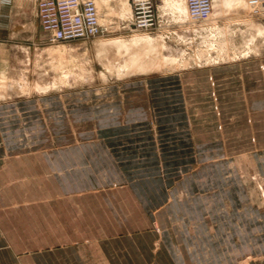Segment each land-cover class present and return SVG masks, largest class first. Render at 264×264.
Returning a JSON list of instances; mask_svg holds the SVG:
<instances>
[{
    "label": "crops",
    "instance_id": "obj_1",
    "mask_svg": "<svg viewBox=\"0 0 264 264\" xmlns=\"http://www.w3.org/2000/svg\"><path fill=\"white\" fill-rule=\"evenodd\" d=\"M83 105L113 125L37 148ZM247 157L264 179V56L0 102V264L239 263L264 251Z\"/></svg>",
    "mask_w": 264,
    "mask_h": 264
},
{
    "label": "rangeland",
    "instance_id": "obj_2",
    "mask_svg": "<svg viewBox=\"0 0 264 264\" xmlns=\"http://www.w3.org/2000/svg\"><path fill=\"white\" fill-rule=\"evenodd\" d=\"M41 1L42 0H0V5L5 6L2 10H6L2 12L6 15L2 17V21L0 18V93L5 94L7 93L6 91L9 90V93L0 97V102L36 99L43 97V95L61 97L65 93L86 92L113 84H120L127 80L159 77L164 74L179 73L193 68L228 64L254 56H264V35H256L253 45L246 44V40L249 38L250 33L255 32V30L248 29V26L243 21L244 19L253 20L255 23L264 26V6L252 13L240 9L239 11L234 10L229 13L224 12L218 14L215 24L222 28L225 27V25H230L232 29L230 33H232L229 35V38L230 40H234V45L228 46V53L220 56L219 50L215 49L214 45H212L215 39L213 35L215 32L210 25H213L214 22L211 23L208 19L195 22L191 17L185 22L176 20L170 11H161L157 0H155L161 26L158 30L150 34L159 37L160 42L166 44L162 49V53L175 56L178 61L173 65L171 63L161 64L147 72H137L125 75L123 78L116 74H108L107 78H103L102 74L105 73L106 70L97 59V53L93 43L98 40L112 37L122 36L131 38L135 34L145 33L144 31L133 32L130 29L131 17L128 16L124 18L120 15L119 8L121 7V1L95 0L99 9L101 23L106 26V32L104 34L97 35L87 40L81 39L57 43L49 41V33L42 27L39 17ZM110 8H113V10H110ZM214 10L215 8L213 6V11ZM239 19L243 20L240 21ZM243 31L245 32L243 33ZM219 38H222V36H219ZM64 46L75 48L76 53L73 55L75 58L83 57L87 58V60L90 59L93 72L91 76L86 77L85 81H78L72 85H62L63 87L61 86L60 88L52 89L48 92L33 91L27 95L22 92L20 87L22 79L20 80L19 78V80H17L18 82L20 81V85L17 83H15L16 85H12V83H10L12 77H14L16 81L22 74H25V79L32 86L39 82L54 80L58 77V67L56 65H59L57 51H55L57 49L55 48L60 49ZM248 46H252V48L249 49ZM246 51H249V53H245ZM10 86L12 90H10ZM92 112V108L83 105L78 111L77 109L73 111L69 118L67 116V118L62 119L60 114L59 116L56 114L52 119H46V121H44V118L37 119V122H39L38 125H41L37 134V148H59L65 142H71L72 140L70 141V138H75V131L82 132L88 130V128H94L95 126H103L104 128L113 125V117L103 116V119H101L99 118L101 116H97V118H94V116H91ZM79 113L86 116L79 120L78 118H81L78 117ZM90 124L92 126L89 127ZM151 124L153 131H155L156 123L153 119H151ZM252 164V160L247 157L246 168L240 171V175L242 179L245 180L248 189L255 194L254 199L255 201L257 200L256 204L264 206V179L263 176L252 167ZM196 165L197 164H195L193 168H195ZM214 248L215 250L212 253L213 264H223L221 252L217 250L216 244ZM198 254L201 255V253ZM211 263L210 260L206 262L205 260L201 261L200 258H198L197 261V264ZM236 264H264V251L253 255L251 251L247 249L243 254V259L239 260V263L237 262Z\"/></svg>",
    "mask_w": 264,
    "mask_h": 264
},
{
    "label": "bare ground",
    "instance_id": "obj_3",
    "mask_svg": "<svg viewBox=\"0 0 264 264\" xmlns=\"http://www.w3.org/2000/svg\"><path fill=\"white\" fill-rule=\"evenodd\" d=\"M120 1V15L124 18L128 16L131 17L132 8L130 0ZM157 2L161 11H170V13L173 14L176 20L185 22L189 19V17H191V19L195 22L202 20L197 19L191 15L188 7V0H157ZM211 2L213 14L211 12L208 17L203 19H208L211 23L214 22L213 25H210L211 23L208 24L210 25V27L212 26V29L215 32L213 34L215 39L212 45H214L215 49L219 50V55L223 56L224 54L228 53V46L234 45V40H230L229 38V35L232 33H230V31L232 30L230 28V25H225V27L222 28L219 25L215 24L218 14H222L224 12L229 13L230 11L234 10L239 11L240 9L252 13L259 10L260 7L264 6V0H211ZM213 6L215 8L214 11ZM110 10H113V8H110ZM242 20L243 19H241L240 21ZM243 21L248 26V29H252L253 31L255 30V32L250 33L249 38L246 40V44L253 45L255 43L256 35H264V26L255 23L253 20L244 19ZM194 26L197 27L196 25ZM144 32L145 33L135 34L131 38L122 36L115 38L112 37L108 39L98 40L93 43L95 51L97 53V59L102 63L106 70L105 73L102 74L103 78H107L108 74H116L119 77L123 78V76L125 75L134 74L137 72H147L154 67L160 66L161 64L171 63L173 65L178 61L177 57L172 55H165V53H162V49L166 44L161 43L159 37L150 34L151 32ZM244 32L245 31H243V33ZM219 36H222V38H219ZM248 48L251 49L252 46H248ZM55 49H57L55 51H57V57L59 61V65H56L58 67V77H56L54 80L48 82H39L32 86L25 79V74H22L21 77H18V79H16V81L14 77H12L10 83H12V85H14L15 83L19 84L20 81L18 82L17 80H19V78L20 80L22 79L21 85H19L22 92L27 95L33 91L48 92L52 89L60 88L62 85H72L78 81L82 82L86 80V77L92 75L93 71L90 64V59L87 60V58L83 57L75 58L73 56L76 53L75 48L64 46L60 49ZM247 52L249 53V51H246L245 53ZM10 90H12V88ZM6 92L9 93V90ZM7 93H0V97L6 95Z\"/></svg>",
    "mask_w": 264,
    "mask_h": 264
},
{
    "label": "built area",
    "instance_id": "obj_4",
    "mask_svg": "<svg viewBox=\"0 0 264 264\" xmlns=\"http://www.w3.org/2000/svg\"><path fill=\"white\" fill-rule=\"evenodd\" d=\"M130 2V29L133 32H153L160 28L155 0ZM188 7L191 15L197 19L206 18L212 12L211 0H188ZM39 17L52 43L87 40L106 32L94 0H42Z\"/></svg>",
    "mask_w": 264,
    "mask_h": 264
}]
</instances>
